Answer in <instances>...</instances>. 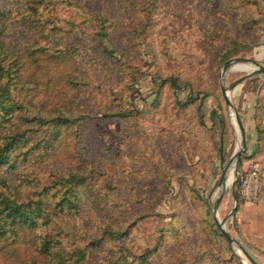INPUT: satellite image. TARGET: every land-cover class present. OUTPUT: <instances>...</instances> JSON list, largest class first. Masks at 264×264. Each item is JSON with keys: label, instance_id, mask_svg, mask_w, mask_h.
Segmentation results:
<instances>
[{"label": "rangeland", "instance_id": "obj_1", "mask_svg": "<svg viewBox=\"0 0 264 264\" xmlns=\"http://www.w3.org/2000/svg\"><path fill=\"white\" fill-rule=\"evenodd\" d=\"M234 57L264 65V0H0V89L19 65L0 195L35 220L5 227L0 264H245L212 212L236 142L221 87L246 74L222 78ZM230 97L242 125L253 102L260 121L264 75ZM233 202L228 185L218 217L257 261Z\"/></svg>", "mask_w": 264, "mask_h": 264}, {"label": "crops", "instance_id": "obj_2", "mask_svg": "<svg viewBox=\"0 0 264 264\" xmlns=\"http://www.w3.org/2000/svg\"><path fill=\"white\" fill-rule=\"evenodd\" d=\"M246 113L243 126L249 134L246 138V152L244 160L237 167V175L242 174L250 161L264 162V117L256 119L257 107L254 102L243 110ZM237 183L238 205L234 211V220L245 244L257 254V262L264 264V169L262 175V188L253 202L244 200Z\"/></svg>", "mask_w": 264, "mask_h": 264}, {"label": "water", "instance_id": "obj_3", "mask_svg": "<svg viewBox=\"0 0 264 264\" xmlns=\"http://www.w3.org/2000/svg\"><path fill=\"white\" fill-rule=\"evenodd\" d=\"M236 63H248V64H253L254 65V69L253 71H251L247 76L253 75V74H262L264 75V65L262 63H260L258 60L253 59V58H240V57H234L231 58L229 60H227V62L223 65V69L221 72L222 78L224 73L230 69V67L233 64ZM235 84V82L231 85V86H224L222 85L221 87V94L224 98V102L227 106L228 111L232 110V113L234 115L235 121L238 125V128L240 129V134H241V139H240V144L238 147H236V149H234L233 154L229 160V164L228 167H232V178L230 180L229 186L231 189V194H232V198H233V207L231 208V210H229V212L227 213V217L232 215V213L236 210L237 205H238V196L236 193V189H235V184L237 181V167H236V162L238 161L239 157L244 154L246 152V135L243 129V125L240 119V116L238 114V112L236 111V109L234 108L231 98L229 97V89ZM227 168H224L221 171V179H220V183L219 186L221 187V193L215 203V205L212 207V212H213V217L216 223V226L218 227L220 233L222 234V236L225 238V240L235 249L240 251L241 254L238 253V255L241 257L243 256V262L245 264H259L252 256L251 254L248 252V250L242 245L240 244V242H238L236 240V238H234L231 234H229V232L227 231V229L225 228V218L224 219H219L217 211H218V206L219 203L222 200L223 197V191L226 188V175H227ZM230 173V171H229Z\"/></svg>", "mask_w": 264, "mask_h": 264}, {"label": "trees", "instance_id": "obj_4", "mask_svg": "<svg viewBox=\"0 0 264 264\" xmlns=\"http://www.w3.org/2000/svg\"><path fill=\"white\" fill-rule=\"evenodd\" d=\"M18 60L12 59L8 63L7 68L10 71V74L13 76L8 75V80L10 82H7L5 84V88L0 89V117L3 118L5 115V111L9 110L11 102V91L10 87L12 85V79H16L18 75ZM8 100V102H7ZM10 100V101H9ZM257 119V118H256ZM41 120V119H39ZM66 121V118H60L56 117L53 121ZM2 121V120H0ZM2 123V122H0ZM15 136H7L6 140L0 143V163L5 162L6 158L8 157L9 153L11 152V149L13 147V144L15 143ZM33 202V201H31ZM36 202H39L38 200ZM34 211L30 210V207L26 204L19 203L14 198L9 199L8 195L1 194L0 195V235H2L6 229L5 227L14 226V227H20V226H33L35 224V220L33 218ZM214 224V222H213ZM215 225V224H214Z\"/></svg>", "mask_w": 264, "mask_h": 264}, {"label": "built area", "instance_id": "obj_5", "mask_svg": "<svg viewBox=\"0 0 264 264\" xmlns=\"http://www.w3.org/2000/svg\"><path fill=\"white\" fill-rule=\"evenodd\" d=\"M264 162L253 161L248 164L242 174L237 175L239 193L249 202L256 200L262 188Z\"/></svg>", "mask_w": 264, "mask_h": 264}, {"label": "bare ground", "instance_id": "obj_6", "mask_svg": "<svg viewBox=\"0 0 264 264\" xmlns=\"http://www.w3.org/2000/svg\"><path fill=\"white\" fill-rule=\"evenodd\" d=\"M253 69H254L253 67H251L250 65L245 64V63H236V64H233V65L230 67V69L228 70V72H241V73H246V74H244L243 76H241V77H239L238 79H236V80L234 81L235 84H234L232 87H234L237 83L241 82V81L246 77V75H248L251 71H253ZM234 82H232L229 86H231ZM226 87H228V86H226ZM232 87L228 90V91H229V97H230V90L232 89ZM230 98H231V97H230ZM229 113H230L231 126H233V129H234V131H235V136H236V139H235V140H236V142H235V149H236V147H238L239 144H240L241 134H240V129L238 128V125H237V123H236V121H235V118H234V115H233V113H232V110H230ZM231 173H232V167H231V169H230L228 182L226 183L225 186H228L229 183H230V180H231V178H232ZM227 176H228V175H227ZM220 193H221V192H220ZM220 193H219V195H220ZM223 194H224V191H223ZM219 195H218V197H219ZM218 197H217V199H218ZM216 201H217V200H216ZM220 203H221V202H220ZM220 203H219V205H220ZM218 207H219V206H218ZM217 214H218V211H217ZM219 219H220V218H219ZM238 253L241 254L239 250H238Z\"/></svg>", "mask_w": 264, "mask_h": 264}]
</instances>
